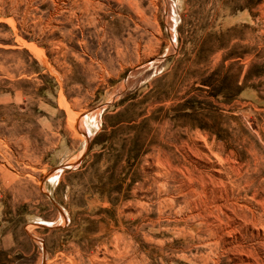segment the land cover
<instances>
[{"label": "rangeland", "instance_id": "374dc122", "mask_svg": "<svg viewBox=\"0 0 264 264\" xmlns=\"http://www.w3.org/2000/svg\"><path fill=\"white\" fill-rule=\"evenodd\" d=\"M0 264H264V0H0Z\"/></svg>", "mask_w": 264, "mask_h": 264}, {"label": "crops", "instance_id": "0c3cea01", "mask_svg": "<svg viewBox=\"0 0 264 264\" xmlns=\"http://www.w3.org/2000/svg\"><path fill=\"white\" fill-rule=\"evenodd\" d=\"M58 177H59V176H58ZM57 179H58V178H54V181L56 182V181H57ZM55 182H54V183H55Z\"/></svg>", "mask_w": 264, "mask_h": 264}]
</instances>
